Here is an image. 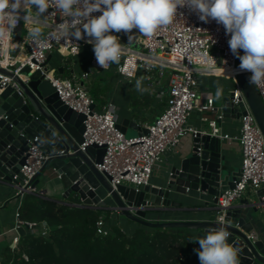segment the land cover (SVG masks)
Listing matches in <instances>:
<instances>
[{"label":"built area","instance_id":"built-area-1","mask_svg":"<svg viewBox=\"0 0 264 264\" xmlns=\"http://www.w3.org/2000/svg\"><path fill=\"white\" fill-rule=\"evenodd\" d=\"M48 11L52 12L53 9ZM55 22H61L59 16L49 20L48 26L42 28L41 40L34 42L28 38L27 27L21 20L12 37L18 46L15 50L8 51L9 45L7 41L4 42L0 68L13 73L24 83L30 81L31 73L43 76L44 79L51 81L59 98L68 107L85 114L84 141L78 145V149L85 152L92 145L105 148L102 161L95 165L100 172H105L109 176L107 179L114 188L126 185L138 191L142 186L150 184L162 157L167 152L178 149L185 137L192 138V148L202 149L201 142L195 141L200 132L220 137L225 141L226 147L237 148L241 154V175L235 180V186L222 190L216 196L218 221L225 222L227 208L245 198L247 192L254 194L264 190V134L248 106L238 78L241 70L236 57L229 49L230 37L225 34L222 25L215 21L204 23L196 13L190 12L187 8H179L173 23L159 29L151 38L140 36L138 29H133L127 34L112 33L120 38L124 45V53L119 65L111 64L108 69L115 67L121 76L129 80L143 78L156 92L157 97L165 101L164 109L153 123L146 125V132L140 130L133 135H127L118 126L114 104L107 101L98 109L90 91L93 71L105 69L97 64L92 45L86 43L88 38L79 41L73 39L74 44L55 39L51 35ZM22 29H26L24 35L21 33ZM130 35L133 36L131 40ZM87 45L91 48L90 66L83 72L73 71L67 77L57 74L55 68L48 66L50 53L56 52L63 58L74 57ZM228 66L234 69L233 74L225 75L219 72ZM26 67L29 68V72L24 71ZM202 75L224 76L231 79L233 83L229 91L231 102L234 105L241 103L246 105L247 112L239 116V127L235 134L223 131V115L217 113L213 94L204 95L199 92ZM166 81L168 85L165 88ZM8 84L20 91V85L13 77L0 72V90ZM257 89L264 101V88ZM194 111L201 112L202 120L207 122L208 129L202 130L189 123ZM207 112L212 115L207 116ZM29 141L25 163L13 174L11 181L16 188L15 196L20 199V204L15 211L11 227L0 231V236L9 237L13 233L8 243L13 250L18 249L22 236L20 228L34 235L45 236L50 231L46 221L22 219L19 208L27 193L36 192L44 195L42 189L33 185L32 179L52 157L60 153L46 152L39 143V136ZM95 205L101 206L98 202ZM110 232L107 217L100 215L97 220V233L106 235ZM248 236L255 240L258 238V232L251 230ZM199 247V243L196 242L195 249ZM22 255L25 259L28 258L26 253ZM1 260L0 254V262Z\"/></svg>","mask_w":264,"mask_h":264},{"label":"water","instance_id":"water-1","mask_svg":"<svg viewBox=\"0 0 264 264\" xmlns=\"http://www.w3.org/2000/svg\"><path fill=\"white\" fill-rule=\"evenodd\" d=\"M237 64L239 66V59ZM24 71L29 72V68ZM0 72L13 77L21 91L9 84L0 90V179L12 181L13 174L25 163L29 140L39 136V143L46 152L60 154L52 157L34 176V186L46 187L58 199L60 191H64L63 198L76 193L81 200L80 206L99 207L95 205L98 202L129 220L149 227H188L208 232L210 228L224 226L230 232L228 242L239 250V264H264V190L228 207L223 224L217 219L216 206L211 209L210 215L197 219L149 217L151 212L181 206L183 200L175 199L176 194L185 195L182 199L198 198L206 204L212 201L216 205V196L222 190L235 186L241 168H231L224 157L220 137L199 132L195 141L201 142L202 149L194 147L183 155L172 173L158 185L148 184L138 191L126 185L114 188L107 179L108 175L100 172L95 165L102 161L105 148L92 145L85 152L78 149L84 141L85 114L68 107L59 98L51 81L37 73H31L30 81L24 83L3 68ZM250 75L241 71L238 78L248 106L264 134V101L257 87L249 84ZM230 96V92L226 93L223 105L217 107L223 121H232L247 112L244 103L234 105ZM118 126L125 133H128L129 126L138 128L135 122L127 120L118 123ZM139 130L146 132L147 128ZM49 173L55 174V184L49 180ZM251 230L258 232L257 239L248 236ZM19 231L21 235L26 234L24 228Z\"/></svg>","mask_w":264,"mask_h":264},{"label":"clouds","instance_id":"clouds-1","mask_svg":"<svg viewBox=\"0 0 264 264\" xmlns=\"http://www.w3.org/2000/svg\"><path fill=\"white\" fill-rule=\"evenodd\" d=\"M179 8L196 13L204 23L222 25L230 37L229 49L240 61L239 69L251 73L250 85L264 88V0H0V56L5 41L8 51L18 46L12 37L21 20L28 38L36 42L41 40L42 28L49 20L59 16L61 22H55L53 38L73 43V39L87 37L97 64L106 70L111 64L119 65L124 53L120 38L112 33L138 29L140 36L151 38L173 23ZM132 38L130 35L129 40ZM142 79L135 87L146 92ZM222 93L218 86L216 96ZM229 236L228 229L221 226L197 238L194 242L200 247L194 251L200 264H239V250L228 242Z\"/></svg>","mask_w":264,"mask_h":264},{"label":"trees","instance_id":"trees-1","mask_svg":"<svg viewBox=\"0 0 264 264\" xmlns=\"http://www.w3.org/2000/svg\"><path fill=\"white\" fill-rule=\"evenodd\" d=\"M26 31V29H24ZM76 193L66 198L27 193L20 217L46 221L48 235L26 233L18 249H3L1 264H200L194 242L199 236L188 227H149L134 223L125 229L109 216L111 232L97 233L104 207L80 206ZM129 220V219H128ZM22 253H26L25 259Z\"/></svg>","mask_w":264,"mask_h":264},{"label":"crops","instance_id":"crops-1","mask_svg":"<svg viewBox=\"0 0 264 264\" xmlns=\"http://www.w3.org/2000/svg\"><path fill=\"white\" fill-rule=\"evenodd\" d=\"M22 35L26 33L24 29L21 30ZM84 48V47H83ZM86 55V54H85ZM83 54V49L81 53L77 56L72 57L73 60L69 63V57L63 58L60 54L53 52L49 54L48 66L50 68H55L56 73L63 76H70L72 72L81 73L88 69L90 66V58L87 59ZM62 68V70H60ZM68 70V73L66 72ZM92 83H97L99 88V97L102 99V104L107 101H111L116 107L117 120L121 123L124 120L128 122H135L138 128L128 127V131L138 132L140 128L146 127V125L153 123L158 114L164 109L165 101L157 97L156 92L153 91L142 79V86L147 88L148 91L140 92L137 91L135 84L141 77L129 80L124 78L119 74L115 67L106 70H95L91 74ZM99 80V82H98ZM107 83L111 85V90L103 92L102 90L106 88ZM168 85V81L165 82V88ZM220 86L223 89V93L220 97L216 96L217 87ZM233 87L231 79L224 76H211L202 75L200 76L199 92L201 94H210L214 96V101L216 107L223 105V98L226 93L230 91ZM94 97V96H93ZM97 103V102H96ZM102 107V106H101ZM207 116L212 114L207 112ZM189 123L194 127L200 128L202 130L208 129L207 122L202 120V114L199 111H194L189 118ZM239 119L234 118L232 121H223L222 128L224 132L230 134H235L238 131ZM193 140L190 136L183 139L181 145L178 149L174 151L167 152L163 157L162 161L158 164L155 169V173L151 179L150 184L158 185L161 183L164 177H167L171 171L176 167L178 160L188 152L192 150ZM224 148V157L229 161L231 168L240 167L241 164V154L237 148L229 149L225 145V141L222 140ZM53 175V176H52ZM55 174L49 173V180L55 184ZM44 191L46 197L55 198L56 196L51 195V191L47 190L46 187H40ZM16 188L15 186L6 180L0 179V231L9 229L14 222L15 211L20 204V199L15 196ZM63 192H58L63 198ZM42 195V194H41ZM185 195L176 194L175 199L183 200L181 206H173L167 210H161L158 212H151L149 217L160 218L164 220L169 219H197L202 217H207L211 214V209L216 205L210 201L205 203L203 200H198V198L193 200H188L187 197L182 199ZM2 205V206H1ZM103 207V206H101ZM105 208H107L105 206ZM109 209V208H107ZM110 218L116 223L124 227L125 229L134 228V223L128 220L120 213L111 210ZM199 238L206 236L207 232L204 229L196 230ZM13 233L7 236H0V254L2 255L3 249L8 246L9 239Z\"/></svg>","mask_w":264,"mask_h":264},{"label":"rangeland","instance_id":"rangeland-1","mask_svg":"<svg viewBox=\"0 0 264 264\" xmlns=\"http://www.w3.org/2000/svg\"><path fill=\"white\" fill-rule=\"evenodd\" d=\"M83 54L84 55L86 54L85 56H86L87 59L90 58V56H91V48H90V46H88V45L87 46H84V48H83ZM72 60H73V58L72 57H69V63ZM66 72L68 73V70ZM98 82H99V80H98ZM104 86H106V88L102 90L103 92H106L107 90H111V85L109 83H107ZM90 91H91L92 95L94 96V98H95V100L97 102V108L100 109L101 106H102L101 105L102 104V99L99 97V91L100 90H99V88L97 86V83H95V82L92 83V79H91V90ZM135 133L134 132H131V131H128L127 135H133ZM251 196H253V193L252 192H247L246 193V197H251ZM59 199H61V198H59ZM108 210L110 211L109 214H108V212H107L106 209L105 210H102L101 211L102 212V215H105V216L111 215V210L110 209H108Z\"/></svg>","mask_w":264,"mask_h":264},{"label":"bare ground","instance_id":"bare-ground-1","mask_svg":"<svg viewBox=\"0 0 264 264\" xmlns=\"http://www.w3.org/2000/svg\"><path fill=\"white\" fill-rule=\"evenodd\" d=\"M219 72L224 73L225 75H231L234 73V69L228 66V67L220 69Z\"/></svg>","mask_w":264,"mask_h":264}]
</instances>
